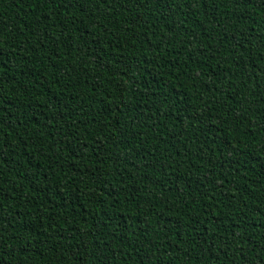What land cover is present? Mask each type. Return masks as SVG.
<instances>
[{"label": "trees", "instance_id": "obj_1", "mask_svg": "<svg viewBox=\"0 0 264 264\" xmlns=\"http://www.w3.org/2000/svg\"><path fill=\"white\" fill-rule=\"evenodd\" d=\"M0 264H264V0H0Z\"/></svg>", "mask_w": 264, "mask_h": 264}]
</instances>
